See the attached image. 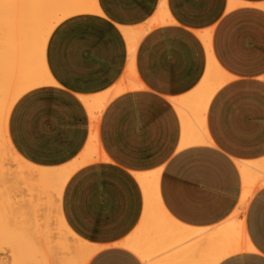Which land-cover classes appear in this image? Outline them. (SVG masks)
I'll return each instance as SVG.
<instances>
[{
  "label": "crops",
  "instance_id": "1",
  "mask_svg": "<svg viewBox=\"0 0 264 264\" xmlns=\"http://www.w3.org/2000/svg\"><path fill=\"white\" fill-rule=\"evenodd\" d=\"M97 6L56 25L45 54L54 82L24 93L8 122L11 142L28 162H75L92 129L81 97L111 91L128 73L124 29L138 31L166 14L136 47L132 67L141 85L112 97L100 114L104 157L78 168L64 188L66 223L97 249L88 264H144L122 242L144 213L136 174L156 170L167 210L192 227L220 224L253 191L245 215L252 249L218 264H264V177L254 186L241 173L264 159V0H97ZM201 35L227 80L205 115L210 142L180 147L183 123L173 101L204 80L209 57Z\"/></svg>",
  "mask_w": 264,
  "mask_h": 264
},
{
  "label": "bare ground",
  "instance_id": "2",
  "mask_svg": "<svg viewBox=\"0 0 264 264\" xmlns=\"http://www.w3.org/2000/svg\"><path fill=\"white\" fill-rule=\"evenodd\" d=\"M97 10V0H0V189L4 187L0 190V264H88L97 251L66 223L62 196L72 172L103 158L99 143L96 141L97 146H92L98 132L90 134L78 163L75 161L60 167H43L23 161L8 132L9 117L17 100L31 89L54 82L45 60L47 42L53 29L68 17ZM165 21L166 14L162 11L146 28L123 30L129 44L127 75L132 73L136 76L132 64L140 39L150 28ZM201 38L209 57L204 80L189 93L190 96L185 95L189 96L188 99L184 96V99L179 100L180 97L173 101L183 123L180 147L210 142L204 126L205 115L214 92L227 80L213 58L207 36L201 35ZM127 75L111 91L82 97L91 116L95 113L100 115L98 112L100 109L103 111L112 97L126 91L121 84L131 77L126 78ZM132 79L129 78L130 84L125 83L130 85L128 89L134 86L130 82ZM12 161H17V169L16 166L12 169ZM258 162H250V168L247 165L241 167L243 180L261 183L264 162L262 165ZM136 177L143 190L145 213L138 230L123 246L142 262L218 264L230 255L252 249L245 215L253 191L244 192L237 208L220 224L192 227L174 218L164 205L160 195L159 170L137 173ZM252 184L247 187L246 183L245 186L253 190ZM11 188L16 190L13 194L18 193L16 199L9 194Z\"/></svg>",
  "mask_w": 264,
  "mask_h": 264
},
{
  "label": "rangeland",
  "instance_id": "3",
  "mask_svg": "<svg viewBox=\"0 0 264 264\" xmlns=\"http://www.w3.org/2000/svg\"><path fill=\"white\" fill-rule=\"evenodd\" d=\"M126 75H127V74H126ZM130 75H131V77H129ZM132 75H133V76H132ZM128 77H129V78H133L134 81L137 79V78L135 79L136 76L134 77V74H132V73H131V74L129 73V74L127 75L126 78H128ZM124 78H125V77H124ZM129 78L126 80L128 84H130V83H129ZM133 79L130 80V82L135 86V88H136V86L139 87L140 84H137V82H138V83H140V82L136 80L137 82L135 81V84H134V83H133V82H134ZM122 80H123V79H122ZM126 81H125V82L123 81L124 84L126 83ZM123 82H122L121 86H123L124 88L126 87V90H128V88H129L130 85L127 86V85H126L127 83H126V84H125L126 86H124V85H123ZM136 84H137V85H136ZM133 85H132V86H133ZM132 86H131V87H132ZM134 86H133V88H134ZM123 90H124V89H123ZM124 91H125V90H124ZM122 92H123V91H122ZM81 98H82V97H81ZM98 111H99V110H97L96 112H98ZM98 113H101V109H100V111H99ZM97 115H98V117L100 116L99 114H97ZM97 115H96V113H95V116H91L92 119H96V120H92L91 134H93L94 132H96V133L98 132V131H97L98 128H96V127H98L97 124H98L99 118L97 117ZM96 123H97V124H96ZM95 125H96V127H95ZM94 129H96V130H94ZM97 134H98V133H97ZM95 135H96V134H95ZM92 137H93V136H92ZM96 137H97V140H92V138H91V140L94 142V143H92V142L90 141V142L92 143V146H93V145H94V146H97V144L95 145V142L97 141V143H98V136L96 135ZM96 137H94V138H96ZM98 146H99V145H98ZM13 147H14V146H13ZM15 151H16V149H15ZM16 152H17V151H16ZM17 153H18V152H17ZM18 154H19V153H18ZM19 155H20V154H19ZM20 157H21V159H23V161H27V160H25L21 155H20ZM103 157H104V156H103ZM77 160H79V159H77ZM77 160H76V162L78 163ZM16 162H17V161H15V163H14V161H12V163H13V165H12V169L17 165ZM73 163H74V162H73ZM73 163H70V164H73ZM77 163H76V164H77ZM15 164H16V165H15ZM67 165H68V164H67ZM17 166H18V165H17ZM17 166H16L15 169H17ZM74 172H75V171H74ZM74 172H72V174H73ZM72 174H71V175H72ZM0 188H1V187H0ZM2 189H4V187H2ZM2 189H0V190H2ZM9 190H10V191H9V194L12 195V198H13V197L15 198V196L17 197V194H18V193L13 194V193L16 192V190H13V188H11V189H9ZM0 192H2V191H0ZM15 199H16V198H15ZM12 200H14V199H12ZM144 209H145V207H144ZM53 213H54V212H53ZM144 213H145V210H144ZM53 217H54V216H53ZM142 217H143V216H142ZM139 226H140V224H139ZM139 226H138L137 229L134 231V233L138 230ZM134 233H133V234H134ZM133 234H132V235H133ZM132 235H130L128 238L130 239V237H131ZM128 238H127L125 241L122 242V243H123L122 245H124V243H126V241L129 240ZM90 245H91V244H90ZM91 247H93V246L91 245ZM93 248H94V247H93ZM143 263H144V262H143ZM144 264H146V263H144Z\"/></svg>",
  "mask_w": 264,
  "mask_h": 264
}]
</instances>
